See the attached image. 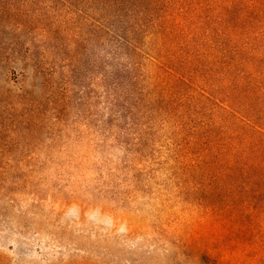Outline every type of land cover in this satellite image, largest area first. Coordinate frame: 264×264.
<instances>
[{
	"label": "rangeland",
	"instance_id": "374dc122",
	"mask_svg": "<svg viewBox=\"0 0 264 264\" xmlns=\"http://www.w3.org/2000/svg\"><path fill=\"white\" fill-rule=\"evenodd\" d=\"M68 1L0 0V264H264V219H202L188 178L189 132L223 122L213 97L169 95L133 3Z\"/></svg>",
	"mask_w": 264,
	"mask_h": 264
},
{
	"label": "trees",
	"instance_id": "16d2710c",
	"mask_svg": "<svg viewBox=\"0 0 264 264\" xmlns=\"http://www.w3.org/2000/svg\"><path fill=\"white\" fill-rule=\"evenodd\" d=\"M81 1L133 3V27H151L156 56L164 58L169 95L189 103L195 85L220 108L222 124L189 132L195 139L184 146L195 157L188 178L198 186L202 219H264V125L247 109L244 81L246 67L264 51V0ZM83 16L71 10L69 21L105 31L104 21Z\"/></svg>",
	"mask_w": 264,
	"mask_h": 264
}]
</instances>
